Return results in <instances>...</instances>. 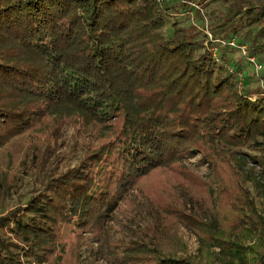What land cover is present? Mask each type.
<instances>
[{
  "label": "trees",
  "instance_id": "obj_1",
  "mask_svg": "<svg viewBox=\"0 0 264 264\" xmlns=\"http://www.w3.org/2000/svg\"><path fill=\"white\" fill-rule=\"evenodd\" d=\"M191 1L209 9L214 37L235 35L261 57L264 0ZM176 2L0 0V148L24 136L27 150L42 144L28 164L30 193L0 213V264H41L50 247L56 264H77L81 233L156 169L207 192L185 161L195 151L221 177L220 197L234 214L226 238L212 233L199 209L162 196L150 204L146 232L158 238L181 221L234 255L249 232L253 262L264 264V212L250 187L264 197V83L241 81L225 46L169 21ZM68 123L96 124L110 137L67 165L59 150ZM207 261L135 240L114 252L112 264Z\"/></svg>",
  "mask_w": 264,
  "mask_h": 264
},
{
  "label": "rangeland",
  "instance_id": "obj_2",
  "mask_svg": "<svg viewBox=\"0 0 264 264\" xmlns=\"http://www.w3.org/2000/svg\"><path fill=\"white\" fill-rule=\"evenodd\" d=\"M159 1H164V4L177 1L174 5L175 8L169 14V21L176 17L182 25H191L205 33L206 40L208 38L210 41H214L215 47L225 46L232 63L234 61L239 63L241 81H246L250 85L264 83V53L261 54V57L254 53V55L250 52L249 54L248 47L245 50L246 53H243L238 47H230L214 40L213 32L210 29L211 16L208 8L198 6L191 0ZM183 1L186 4H182ZM206 31H210L212 37ZM250 55L255 57L258 66L248 59ZM247 75L250 78H247ZM109 137L108 133L101 135L100 131L96 129V124L77 129L74 124L68 123L59 152L63 154L64 163L73 165L78 162L88 146H95ZM26 144H30V141L24 136L0 148V213L23 201L30 193L32 176L29 173L28 164L31 163L32 157H39L42 144L37 143V146H29L31 150L26 149L28 146ZM185 161L198 176L208 182L209 190L207 192H202L197 187H183L169 170L156 169L151 174L139 178L136 184L123 190L122 196L116 199L117 205L110 213L106 212L105 218L100 224L81 233L77 247L78 254L77 256L72 254L78 259L77 264H112L114 252H119L121 247L135 240L147 241L161 253L168 252L174 255H200L203 253L208 257L207 264H254L256 256L254 251L247 246L253 245L255 239L249 235V232L242 240L244 245H247L246 248L240 249L241 251L236 255L231 249L225 250L217 244L220 241L203 236L198 229L181 221L175 224L171 223L170 231L161 230L158 233L160 235L158 238L146 232V226L151 223L150 204L151 202L155 203L158 196H162L186 202L189 211L199 209V214L212 224V233L215 236L226 238L225 234H227L234 214L227 206L229 200H222L220 197L219 182L221 177L212 170V166L202 158V154L198 151L187 156ZM225 180H228L226 175ZM250 187L256 199V205L264 209V197L256 187ZM263 209L262 212H264ZM66 231L64 228L63 236L66 235ZM108 250L111 252L109 253ZM57 256L56 248L50 247L46 250L45 260L41 264H56ZM66 264H75V262L67 258Z\"/></svg>",
  "mask_w": 264,
  "mask_h": 264
},
{
  "label": "built area",
  "instance_id": "obj_3",
  "mask_svg": "<svg viewBox=\"0 0 264 264\" xmlns=\"http://www.w3.org/2000/svg\"><path fill=\"white\" fill-rule=\"evenodd\" d=\"M207 34L212 37V34L210 31H206ZM214 40L218 41L219 43L221 44H228V45H231V46H236L238 48H240L242 50L243 53H245V44L244 43H238L235 35H232L228 38H220V37H214ZM248 59L253 62L256 66H258V64L255 62V58L254 56L250 55L248 56ZM229 68L231 69V67L229 66Z\"/></svg>",
  "mask_w": 264,
  "mask_h": 264
}]
</instances>
